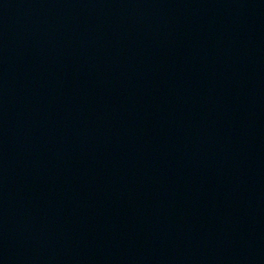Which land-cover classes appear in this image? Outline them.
Listing matches in <instances>:
<instances>
[{
  "label": "water",
  "instance_id": "1",
  "mask_svg": "<svg viewBox=\"0 0 264 264\" xmlns=\"http://www.w3.org/2000/svg\"><path fill=\"white\" fill-rule=\"evenodd\" d=\"M0 264H264V0H0Z\"/></svg>",
  "mask_w": 264,
  "mask_h": 264
}]
</instances>
